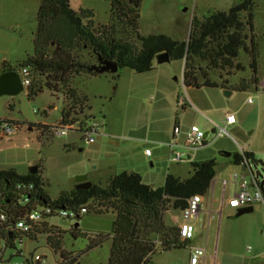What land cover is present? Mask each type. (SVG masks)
I'll return each instance as SVG.
<instances>
[{
	"label": "rangeland",
	"instance_id": "374dc122",
	"mask_svg": "<svg viewBox=\"0 0 264 264\" xmlns=\"http://www.w3.org/2000/svg\"><path fill=\"white\" fill-rule=\"evenodd\" d=\"M40 2L41 0H0V50H6L5 55L11 59L13 65L34 53L33 40L37 29V12ZM195 2H198L199 10H204L207 9V4H216L220 0H141L140 33L144 36L152 33H164L174 39L182 38L184 27L187 24L186 20L190 14L185 10ZM71 5L76 10L92 9L98 24L111 22V0H71ZM177 14H182L186 19L182 18L183 21H176ZM255 27L259 32L256 31L261 43L259 55L261 85L259 90L233 91L232 95H226L222 90L221 102L214 106L212 111L205 110L206 112L200 113L202 111H192L187 107L189 113L186 114L185 107L190 104L188 96L194 100L196 105L197 101L194 98L206 103L210 100L212 88L208 86L185 87L182 78L185 68L184 60H170L162 64L158 62L156 68L169 69L172 72L173 85H180L181 97H186V106L181 107L177 101H174L173 111L169 110V112L171 111L169 113L171 126L168 130L170 127L173 128L175 120V123L179 124L183 118L190 124L196 123L207 130L210 127V121L207 119L209 115L221 116L226 112H235L237 122L228 129L229 134L217 137L214 141L210 137L208 140L212 142L207 145L208 147L211 145V147L214 145L215 147L216 145L224 146L217 149L216 152V158L220 163L228 161L231 157L224 155L221 151L231 154L240 153L243 150L254 151L255 155L254 159H251V163L261 182L264 179V164L262 163L264 162V91L262 90L264 79V0H256ZM137 45L140 46L139 41H137ZM23 48H27L25 50L28 53H23L24 56L18 61L15 52ZM84 55L87 58V54L84 53ZM238 60L246 65L245 71L222 72V77L231 83L237 82L242 77H248L252 73L249 65L250 57L245 51L242 50L239 53ZM201 65L205 68L206 62H202ZM146 73L148 72L136 73L129 67H123L115 73L106 72L101 75L79 76L75 85L89 97L90 109L85 110L84 114H89L90 119L102 123V131L108 129L111 135L123 136L122 129L135 127L138 135H135V142H131L143 143L149 147H153L156 143H162L161 147H164V142H162L164 128H162L163 131H159V128L167 119V115L164 113L160 116V114L156 115L152 112L149 114L147 111L152 103H156L165 96L164 91L152 89V92L148 93L149 89L141 96L135 92V80L152 75ZM210 78L219 81L220 71H211ZM27 86L18 95L4 94L0 96V119L17 121L22 125L17 134L0 137V169L14 167L18 172L26 174L31 167L38 166L47 181V191L52 199H56L62 192L73 190L77 184V176L82 174H86L92 183L105 185L112 175H103L101 170L95 169L94 166L98 163L97 159L103 153L106 157L107 150L111 148L98 149L93 145L94 143L86 144L77 131H70L65 136H51L52 138L49 140L46 137H41L39 130L31 125L39 122H47L46 125L56 123L65 107L64 96L62 93L53 95L50 90L44 89L38 95L29 98ZM249 95L254 96V102H247L246 99ZM151 96H154V100L150 99ZM139 105L144 108L142 111ZM45 112L48 113V116L45 115ZM29 127L33 129L30 130ZM119 141L129 143L130 140L119 139ZM98 142H100L99 139ZM111 147L117 146L112 144ZM118 151L122 152L121 149ZM200 151L204 153L210 149L204 148ZM159 169V165L150 166L148 161L143 174L144 176L156 175L160 171ZM172 170L178 172L182 178L189 177L192 172L191 163L174 164ZM233 170L230 173L226 171L225 175L228 174L227 177L230 178L233 173L239 172L247 178L250 177L246 166H233ZM217 189L214 199L206 201L204 206L207 211L213 210L212 214L209 215L206 211L203 214V224L206 225V228L209 217L212 221L213 232L208 243L210 253L214 252L216 243L219 245L221 238L225 239L226 236L230 237L234 234L235 240H238L241 245V252H245L248 245L254 247L255 251L258 243L264 246V202L253 204L252 211L241 215H237L232 208L228 207L221 213V197H219L221 187L219 184ZM207 196L212 197V194L209 192ZM94 210L91 208L89 212L74 220L53 215L39 223L35 229L41 228L42 224L47 221L49 225L57 226L65 231L62 249L66 253L78 257V261L74 264H108L112 244L111 237L98 247L88 249V245L93 239L111 236L116 213H97ZM230 212L234 214H229ZM172 215L180 217L181 212L165 213L164 218L169 225H175L171 218ZM76 223H79V229L74 235L72 229ZM22 239L21 244L20 241L16 242V247H6L0 238V253L4 250L5 264H8L7 260L10 261L9 264H60L63 261L61 251H57L48 242V234L37 232V238L23 237ZM194 242L204 244V241L198 237H195ZM188 252L189 248L184 246L159 251L153 256L150 264H187ZM208 254L207 251V256ZM246 254L253 255L254 253L252 250H247ZM36 255L42 256V260L36 261Z\"/></svg>",
	"mask_w": 264,
	"mask_h": 264
},
{
	"label": "trees",
	"instance_id": "16d2710c",
	"mask_svg": "<svg viewBox=\"0 0 264 264\" xmlns=\"http://www.w3.org/2000/svg\"><path fill=\"white\" fill-rule=\"evenodd\" d=\"M111 3V22L98 24L92 9L76 10L71 0H41L34 53L16 65L3 63V72L28 68L31 76L27 86L29 98L44 89L53 95L62 93L65 107L61 116L88 121L91 116L84 113L90 109L89 97L76 87L75 81L82 75H101L94 69L100 64L99 56L115 61L119 68L129 67L136 73H145L154 70L158 56L166 52L170 60L185 61L184 85L187 87H221L240 92L259 89L261 43L255 27L256 0H240L227 11L195 15L187 40L174 39L164 33L142 35L139 30L141 0H111ZM242 50L250 57L252 73L231 83L222 77V72L246 70L238 60ZM202 62H206L205 68ZM214 70L220 71L219 82L210 78ZM31 126L47 140L54 136L50 125ZM251 159H254L251 151L232 155L236 166L252 167ZM216 166L215 159L193 160L189 177L183 179L169 173L163 186L144 182L138 172L121 171L109 177L105 185L93 183L88 189L74 188L60 193L56 199L48 194L47 181L40 168L26 174L14 167L0 169V238L6 247H16L20 238L34 239L37 232L46 233L50 245L61 251L63 261L60 264H74L78 257L63 251L65 231L59 227L45 221L41 228L21 236L13 226L38 206L80 209L86 205L97 213H116L111 236L93 239L88 249L102 245L111 237L108 264H150L159 251L183 246L178 225L167 224L165 213L182 211L187 200L195 194L208 195ZM20 183L34 184L32 201L26 206L19 203L21 193L17 185ZM1 214H5V220H1ZM78 227L79 223L72 229L74 235ZM157 238L162 241L159 245Z\"/></svg>",
	"mask_w": 264,
	"mask_h": 264
},
{
	"label": "crops",
	"instance_id": "0c3cea01",
	"mask_svg": "<svg viewBox=\"0 0 264 264\" xmlns=\"http://www.w3.org/2000/svg\"><path fill=\"white\" fill-rule=\"evenodd\" d=\"M239 1L240 0H220V2L216 3V4L215 3L212 5L207 4V9H204V10H199L198 2H195L193 5L191 4V6H188L185 10L186 13H190V14L186 20L187 24L184 27V35L182 36V38H176V39H179V40L188 39V37L190 35L192 19L195 15L202 16V15L208 14L209 12L214 11V10L227 11L234 4H237ZM177 15H178V19L176 21H178V22L183 21V19H182V18H184L183 15L182 14H177ZM184 19H186V18H184ZM256 31L258 32L257 27H256ZM25 49H27V48H23L22 50L15 52L16 53L15 54L16 60H18V61L21 60L22 57L24 56L23 53H28L27 50H25ZM0 53L2 55L0 57V74H1L3 72V69H2L3 63L7 62L8 64L13 65V62H11V59L5 55L6 50L1 49ZM148 73L152 74V75H150V77H147V75H146V77L135 80V83H134V86L136 87L135 92L137 93V95L141 96L143 94V92H146L149 89H150V91H148V93L152 92V89H154V90L161 89L164 91L165 96H163V98L159 99V101H156V103H152V105H150L148 107V110H147L149 114L152 112L156 115L160 114V116L163 115L164 113H165V115H167V119L165 120L163 125L160 126V128H159V131H163L162 128H164V132H163V136H162L163 137L162 142H164L163 143L164 147H161L162 143H160V144L156 143L153 147L145 146V145H143V143H139V144L134 143L135 139H136L135 135H138L137 134L138 131L135 129V127H126V129H122L121 133L123 136L111 135L108 132L110 130L106 129V130L101 131V133L96 137L97 139L94 142V144L93 143L92 144L94 146H96V148H98V149H101L102 147L104 149L106 147H110L111 149L107 150L106 157L103 153L102 156L97 159L98 163L94 166V168L100 169L101 173L103 175H107V176L108 175H114L115 173H118L119 171L138 172L142 175L144 182H146L148 184L155 185V186H163L165 183L166 177L169 173L174 174V175L182 178V176L178 172L176 173L172 170L174 164L179 165L182 162L191 163V161H193V160L194 161H201V160H207V159H215L217 162L216 175L213 179L212 186L210 189V193L213 195L212 198L214 199V197L217 195V192H216V191H218L217 185L219 184L221 187V191H220L221 193L219 195L222 196V190H223L222 181L229 179L227 177L228 174L225 175V173H226V171H227V173L234 171L233 166H236L232 162V155L233 154L230 155L231 157H229L230 159H228V161H225L224 163H220L216 158L217 157L216 152L218 151L217 149H221L224 146L216 145V147H215V145H214V147H211L212 146L211 145L210 146L211 148H210V147H208L207 144H209L210 142L214 141L217 138L216 132H217L218 126L223 125V119H224L225 115L227 113H235V112H233V111L226 112L221 116H217V115L216 116H210L209 115L207 119H209V121H210V123H209L210 127L207 130L201 128L198 125L201 129L206 131V134H207L206 145L207 146H202L198 149H188V148L183 146L184 140L186 138V133L191 128L192 125H197L196 123L190 124L187 120H185V118H183L180 121L181 125L178 122L179 126L181 128V131L179 134L175 135L174 134V127L176 125V123H175L176 120L175 121L173 120L174 121L173 128L170 127V130H168L169 126H171L170 118H169V113H171V111L169 112V110L171 109L173 111L174 101H177L179 103V99H180L181 94H182V93H180L181 92L180 91L181 86L178 84L173 85V83H172V79H173L172 78V72H170L169 69L158 67L155 70L150 71ZM148 73H146V74H148ZM182 78H183V82H184V72H183ZM175 79H177V78H175ZM214 81H218V80H214ZM210 88H212V91L210 93L211 97H210L209 101H207L205 103L201 100L194 98L197 101V105H196L194 103V100H192V98L190 96H188L190 104L187 106L185 105L186 106L185 110L187 109V107H189V108H191L190 110H192V111L193 110H197L199 112L202 111L200 113L206 112L205 110L212 111V110H214V106L219 105L221 102L222 90L224 92L231 90L230 91L231 93L229 95H232L233 91H235L232 89H224L221 87H210ZM187 95H189V94L187 93ZM150 99L154 100V96H151ZM192 107H196V108H192ZM139 108L141 109V111L144 109L143 107H141V105H139ZM188 113H189V109H187L186 114H188ZM45 115L48 116V113L45 112ZM60 119H61V116L59 119H57V121H59ZM35 124H47V122H39V123H35ZM235 124L236 123L230 125L229 128L231 126H234ZM29 129L32 130L33 128L29 127ZM210 137H211L212 141L208 140ZM98 139L100 140L101 143L98 142ZM119 139H127L128 141L129 140L130 141H129V143H127V142L121 143L119 141ZM131 141H134V142H131ZM96 142H98L97 145H95ZM173 142L175 144V146L173 148L182 153V159L179 161H173L171 159V154L173 152L172 151V143ZM112 144L117 146V147H111ZM204 148H208V149H210V151H207L204 153L202 151H200L201 149H204ZM119 149H121L122 152L118 151ZM147 149H152V153L150 155L146 154ZM221 152L224 154L225 151H221ZM251 152H253L255 155L254 151H251ZM117 153H119V154H117ZM240 153H242V152H240ZM226 156H228V155H226ZM148 161L150 163V166H154L155 164L160 166V169H159L160 171L158 173H156V175L148 174L147 176H144L143 173L145 171L146 164ZM228 167H229V170H228ZM247 169L249 171V174H251V170L249 169V167H247ZM21 174H23V173H21ZM185 178H187V177H185ZM226 207H228V206L224 205V207L222 208V211ZM228 208H231V207H228ZM232 209H233L234 213L236 212V214H237L238 209H234V208H232ZM205 211L209 215L212 214V212H213V210L207 211V210H205V208H204V210L201 211L200 216L196 221V235H195L196 238L198 237V238L202 239L204 241V244L202 245L200 242L199 243L194 242L195 238L189 242V246L190 245H196V246H206L207 247V251L209 254L205 260L204 259L202 260L201 264H264V246H263V244L258 243L255 247L256 251L254 250V247H252L251 250H252V253H254V254L248 255V254H246V251L248 250L249 245L247 246V248H245V252H241L240 251L241 245H240V243H238V240H235V234H234V236L231 235L230 237L226 236L225 239L221 238L219 245L216 243V248L214 249V252L210 253V251H209L210 248H208V243H209V238L211 239V236H212L211 234L213 232V228H212V224H211L212 221H210L211 217L208 218V223H207L208 227L207 228H206V225L203 224V218H204L203 214ZM222 211H221V213H222ZM167 213L171 214V210L167 211ZM234 213L230 212L229 214H234ZM173 215L171 216L172 219H173ZM231 234H233V233L231 232ZM227 235H229V234H227ZM183 246L188 247L186 245V243H184ZM189 256H190V249L188 252V260H189ZM188 260H187V264H188ZM7 262H8V264L10 263L9 260H7Z\"/></svg>",
	"mask_w": 264,
	"mask_h": 264
},
{
	"label": "built area",
	"instance_id": "2783aa9c",
	"mask_svg": "<svg viewBox=\"0 0 264 264\" xmlns=\"http://www.w3.org/2000/svg\"><path fill=\"white\" fill-rule=\"evenodd\" d=\"M21 76L24 86L30 83L31 77L29 74V69L22 67L17 70ZM261 84H259L260 86ZM259 90V89H258ZM257 90V91H258ZM262 90L264 91V79L262 82ZM179 99V106L183 107L186 105V97L182 96ZM247 102H254V96L249 95L247 97ZM237 117L236 113H227L223 119V125L218 126L216 137H221L229 134L228 128L230 125L236 123ZM54 136H65L70 131H77L81 134L82 140L86 144H92L96 141V137L101 133L103 124L95 119L83 120V119H71L63 118L56 123L49 124ZM21 123L8 119H0V137L12 136L19 132L21 129ZM181 131L179 124L174 127V134L177 135ZM206 132L201 129L198 125H192L191 128L186 133V138L184 140L183 146L188 149H198L206 145ZM172 143V154L171 159L173 161H179L182 159V153L173 147ZM243 149V148H242ZM244 152V150H243ZM242 152V153H243ZM152 153L151 149L146 150V154L150 155ZM251 170L250 177L247 178L245 175L235 172L231 175L228 180H223V190L221 197V211L224 205L239 209L242 207L253 206L257 202H264V191L260 187V181L256 172L249 167ZM34 189L33 183H20L17 185V190L21 193L19 203L22 206H26L32 201L31 194ZM213 197V195H212ZM212 197L207 195L195 194L187 200V206L181 211L180 217L173 216L175 224L178 225L180 231V237L183 243L190 249V256L188 264H201L202 260L207 257V247L206 246H196L190 245L189 242L195 238L196 235V221L200 216L206 201L211 200ZM90 208L88 206H82L80 209H70L65 206L56 208L52 205H42L38 206L31 211L27 212L23 217L19 218L14 222L13 230L19 233L21 236L34 232L35 227L41 223L43 220L50 216L58 215L62 218H68L71 220L79 218L81 215L89 212ZM5 214H1V220H5ZM20 238V244L22 242ZM156 243L159 245L162 243L160 238L156 239ZM252 247L248 246V250ZM4 250L0 253V264H5ZM36 261L42 260V256L36 255Z\"/></svg>",
	"mask_w": 264,
	"mask_h": 264
},
{
	"label": "water",
	"instance_id": "95a60500",
	"mask_svg": "<svg viewBox=\"0 0 264 264\" xmlns=\"http://www.w3.org/2000/svg\"><path fill=\"white\" fill-rule=\"evenodd\" d=\"M100 64L94 66V69L98 73H106V72H118L119 66L118 64L109 59H103L99 56ZM159 63H165L170 61V57L168 53H162L157 58ZM25 89V86L23 85L21 76L18 71L10 70V71H4L0 74V96L1 95H18ZM226 95H229L231 92L226 91ZM224 155L230 156L231 153L224 152ZM38 169L37 166H33L30 168L31 172H36ZM77 184L76 189H88L92 186V182L88 180V176L86 174H82L77 176L76 178ZM260 187L264 191V179L260 182ZM253 210V206L248 207H242L239 208L237 211L238 215H241L246 212H250ZM76 226H78V223H76Z\"/></svg>",
	"mask_w": 264,
	"mask_h": 264
}]
</instances>
